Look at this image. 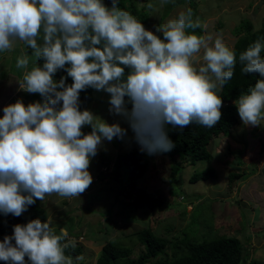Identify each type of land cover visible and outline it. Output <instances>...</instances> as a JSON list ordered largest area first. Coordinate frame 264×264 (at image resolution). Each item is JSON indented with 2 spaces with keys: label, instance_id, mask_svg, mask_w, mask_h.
I'll list each match as a JSON object with an SVG mask.
<instances>
[{
  "label": "clouds",
  "instance_id": "9594fccd",
  "mask_svg": "<svg viewBox=\"0 0 264 264\" xmlns=\"http://www.w3.org/2000/svg\"><path fill=\"white\" fill-rule=\"evenodd\" d=\"M111 2L108 8L102 0H0V53L13 51L17 42L32 49L31 55L22 52L16 58L15 67L23 70L17 82L20 90L44 98L42 103L25 106L18 100L3 108V214L19 217L53 193L80 197L92 184L89 166L102 141L127 136L118 122L109 124L80 110L79 94L86 88L110 94L109 111L126 120L140 151L149 156L174 147L166 125L212 128L220 121L223 101L218 93L232 80L236 65V54L222 36L213 41L211 35L195 34L205 26L188 9L157 27L161 38L119 7V0ZM147 8L158 10L151 2ZM262 50L264 44L257 40L239 55L242 74L261 77L235 101L245 126H264ZM38 58L42 66L35 62ZM66 65L71 85L63 77L53 79ZM85 125L91 126L88 134L82 131ZM67 237L64 229L56 233L51 220L16 224L13 235L0 242V260L25 264L27 257L31 264H74L65 250L75 242L64 243Z\"/></svg>",
  "mask_w": 264,
  "mask_h": 264
},
{
  "label": "rangeland",
  "instance_id": "374dc122",
  "mask_svg": "<svg viewBox=\"0 0 264 264\" xmlns=\"http://www.w3.org/2000/svg\"><path fill=\"white\" fill-rule=\"evenodd\" d=\"M189 1L172 4V0H167L161 6L160 0H139L147 13L144 27L156 35L162 34L157 32V27L177 17L181 11L186 12ZM194 1L192 18L199 19L205 26L201 27L202 36L211 35L213 41L217 35L222 36L230 49L239 38L234 31L243 18L250 20L254 29L264 23V0ZM150 2L158 10H149L147 4ZM111 6L108 4L109 8ZM22 52L30 54L32 49L17 42L13 51L0 53V118L4 114L3 108L18 100L25 106L38 102L30 93L19 89L17 79L23 70L20 75L15 63ZM94 93V101L83 110H90L109 124L118 122L128 130L127 136L120 144H117L118 138L102 141L89 166L92 184L80 197L65 198L53 193L41 201L56 233L60 234L64 229L68 240L83 244V259L79 262L95 264L105 241L122 245L133 243L132 256L135 257L143 247L130 237L134 232L150 227L157 236L170 243L183 231L196 242L236 236L241 240L243 264H264V126H245L239 119L230 136L221 135L210 141L208 148L212 156L208 160L190 163L186 161L189 155L185 153L174 157L165 153L150 156L156 161L151 162L148 171L130 189L124 176L119 177L120 181H114L113 165L120 152L140 149L139 145L126 120L109 111L110 94L96 89ZM125 101L130 110L132 105L127 97ZM105 159L110 161L108 169ZM207 167L216 170V179L189 181L195 172ZM234 172L244 176L237 181L235 191L229 192L227 181L229 174ZM124 191L130 193L131 198H127ZM143 191L168 201L167 206L155 213H150L148 208H135L133 199ZM177 193L180 195H174ZM79 235L82 237H77ZM171 251L168 249L163 259L169 260Z\"/></svg>",
  "mask_w": 264,
  "mask_h": 264
},
{
  "label": "trees",
  "instance_id": "16d2710c",
  "mask_svg": "<svg viewBox=\"0 0 264 264\" xmlns=\"http://www.w3.org/2000/svg\"><path fill=\"white\" fill-rule=\"evenodd\" d=\"M138 1L139 0H131V2H126L125 0H119L118 6L129 11L144 25L147 13L143 10L144 4L142 2V4H140ZM172 1V4H180L183 0ZM193 1L194 0L189 1L188 9L193 10L195 8V1L194 3ZM188 31L191 32L192 30L189 29ZM202 33L203 30L201 28L195 30V34L198 36H202ZM234 34L239 37L232 49L236 54V65L232 80L227 82L219 93L223 101L220 121L212 128H207L195 123L183 129L166 125L168 137L174 144L172 150L165 153L167 156L170 155L174 157L176 154L185 153L189 155L186 161L190 163L197 160H208L212 156L208 148L210 141L221 135L230 136V131L238 124L240 117L235 101L239 99L242 93H247L250 87H254L256 80L261 79L258 73L254 75L242 74V65L239 62V55L246 51L247 48L257 40H260L261 43L264 44V23L260 28L254 29L251 21L247 18H243L240 24L235 28ZM158 36L163 38V34H158ZM28 49L30 50V48ZM31 54L32 53L29 55ZM261 55L264 57V50H262ZM36 63L42 66L43 60L38 58ZM67 67H69V65H66L64 69H59L53 76V79L59 81L63 77L65 78V84L71 85L73 81L72 78L67 75ZM129 71L128 68H125V74ZM18 72L21 75L19 69ZM94 92L95 89L93 88H86L80 92L79 107L81 111L86 105L94 101V94H96ZM30 96L38 99V102L41 103L44 100L38 93H30ZM59 106H62V102L58 107ZM82 131L88 134L91 132V126L83 127ZM116 141L117 144L121 142L120 139ZM153 160L156 161L155 158L150 157L147 153L141 152L140 149L137 148L120 152L113 165L112 174L114 175V181L118 179L120 181L119 177L124 176L127 181L126 184L130 189L134 188L136 181L148 171ZM159 160L160 158L157 161ZM109 163L110 161L105 159V166L107 169L109 168ZM243 176L244 174L242 175L235 172L229 174V180L227 181V189L229 192L235 191L237 181L243 178ZM217 177L216 170L213 169V167H207L204 170L195 172L189 181L197 182L210 178L216 179ZM125 193L127 198H131L130 193ZM174 195L179 196L180 194L177 193ZM166 203H168V201H165L163 198L159 196L152 197L145 191L141 192L132 202L135 208H148L150 213L159 211L165 205L167 206ZM34 219H39L41 222L49 220V215L39 199H37L34 204L30 205L19 217L13 216L12 214L5 215L0 212L1 242L3 241V237L13 235L14 226L16 224H27ZM110 221H112V218H110ZM191 224L190 222L188 228ZM188 234V232L183 231L177 240L170 243L157 236L150 227L140 229L134 232L130 237V240L134 238L135 242L142 245L143 250L139 254L135 257L132 256L133 250L131 244L133 243L122 245L118 242L105 241L95 264H243L244 256L240 246L241 240L236 236L221 237L219 239H204L203 241L196 242L192 240ZM80 236L81 235L77 237ZM67 242L68 239H66L65 243ZM14 243L15 241L13 240V244ZM168 249H172L171 257L169 260H166L163 259V257L167 255ZM83 250V244L75 242V247L73 248L70 246L65 250V254L72 257L74 264H82L76 257L82 256ZM29 263L30 261L25 257V264ZM0 264H8V262L0 260Z\"/></svg>",
  "mask_w": 264,
  "mask_h": 264
},
{
  "label": "crops",
  "instance_id": "0c3cea01",
  "mask_svg": "<svg viewBox=\"0 0 264 264\" xmlns=\"http://www.w3.org/2000/svg\"><path fill=\"white\" fill-rule=\"evenodd\" d=\"M102 2L105 4V6H107L108 7V4H110V5H112V2L110 1H108V0H102ZM109 8V7H108ZM111 8V7H110Z\"/></svg>",
  "mask_w": 264,
  "mask_h": 264
}]
</instances>
